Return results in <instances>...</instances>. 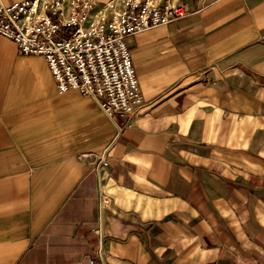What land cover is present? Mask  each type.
I'll return each mask as SVG.
<instances>
[{
  "label": "crops",
  "instance_id": "1",
  "mask_svg": "<svg viewBox=\"0 0 264 264\" xmlns=\"http://www.w3.org/2000/svg\"><path fill=\"white\" fill-rule=\"evenodd\" d=\"M151 1L129 116L0 34V264H264V0Z\"/></svg>",
  "mask_w": 264,
  "mask_h": 264
},
{
  "label": "built area",
  "instance_id": "2",
  "mask_svg": "<svg viewBox=\"0 0 264 264\" xmlns=\"http://www.w3.org/2000/svg\"><path fill=\"white\" fill-rule=\"evenodd\" d=\"M189 12L184 3L151 0H123L121 7L114 0H0V34L24 55H43L59 92L93 97L114 119L143 105L130 37Z\"/></svg>",
  "mask_w": 264,
  "mask_h": 264
},
{
  "label": "rangeland",
  "instance_id": "3",
  "mask_svg": "<svg viewBox=\"0 0 264 264\" xmlns=\"http://www.w3.org/2000/svg\"><path fill=\"white\" fill-rule=\"evenodd\" d=\"M100 1H108V0H100ZM114 2H116L120 7L122 6L123 4V0H114Z\"/></svg>",
  "mask_w": 264,
  "mask_h": 264
}]
</instances>
